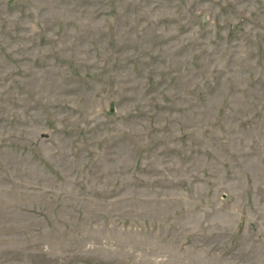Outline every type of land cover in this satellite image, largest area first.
<instances>
[{"label":"rangeland","instance_id":"374dc122","mask_svg":"<svg viewBox=\"0 0 264 264\" xmlns=\"http://www.w3.org/2000/svg\"><path fill=\"white\" fill-rule=\"evenodd\" d=\"M0 264H264V0H0Z\"/></svg>","mask_w":264,"mask_h":264}]
</instances>
